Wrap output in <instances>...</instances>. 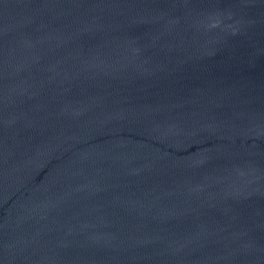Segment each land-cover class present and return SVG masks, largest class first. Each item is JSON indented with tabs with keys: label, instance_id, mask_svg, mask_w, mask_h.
I'll return each mask as SVG.
<instances>
[{
	"label": "water",
	"instance_id": "water-1",
	"mask_svg": "<svg viewBox=\"0 0 264 264\" xmlns=\"http://www.w3.org/2000/svg\"><path fill=\"white\" fill-rule=\"evenodd\" d=\"M0 264H264V0H0Z\"/></svg>",
	"mask_w": 264,
	"mask_h": 264
}]
</instances>
